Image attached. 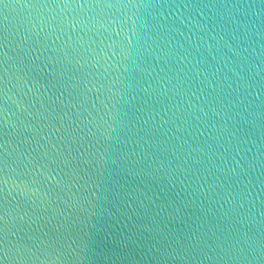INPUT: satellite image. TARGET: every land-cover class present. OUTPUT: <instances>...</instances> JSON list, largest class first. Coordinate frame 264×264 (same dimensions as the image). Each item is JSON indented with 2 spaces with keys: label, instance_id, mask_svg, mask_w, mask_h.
Here are the masks:
<instances>
[{
  "label": "water",
  "instance_id": "95a60500",
  "mask_svg": "<svg viewBox=\"0 0 264 264\" xmlns=\"http://www.w3.org/2000/svg\"><path fill=\"white\" fill-rule=\"evenodd\" d=\"M0 264H264V0H0Z\"/></svg>",
  "mask_w": 264,
  "mask_h": 264
}]
</instances>
